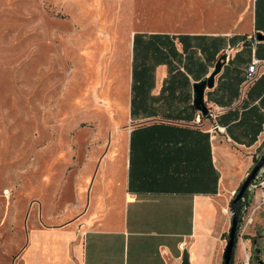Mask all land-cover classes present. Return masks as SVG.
Wrapping results in <instances>:
<instances>
[{
  "label": "crops",
  "instance_id": "crops-1",
  "mask_svg": "<svg viewBox=\"0 0 264 264\" xmlns=\"http://www.w3.org/2000/svg\"><path fill=\"white\" fill-rule=\"evenodd\" d=\"M248 21L246 31L134 32L122 103L128 127L117 133L114 159H102L73 192L62 180L37 208L10 217L0 228V264H180L184 252L189 264H222L231 192L264 151V39L256 38L264 0H252ZM223 54L203 96L207 109L221 108L214 122L196 108L194 84ZM253 59L258 75L242 89Z\"/></svg>",
  "mask_w": 264,
  "mask_h": 264
},
{
  "label": "rangeland",
  "instance_id": "rangeland-1",
  "mask_svg": "<svg viewBox=\"0 0 264 264\" xmlns=\"http://www.w3.org/2000/svg\"><path fill=\"white\" fill-rule=\"evenodd\" d=\"M251 3L0 0V228L30 205L37 208L62 180L71 193L102 159H114L117 133L128 127L122 103L134 32L246 31ZM253 194V220L242 242L250 247V264H264V203ZM241 230L234 248L243 257Z\"/></svg>",
  "mask_w": 264,
  "mask_h": 264
},
{
  "label": "water",
  "instance_id": "water-1",
  "mask_svg": "<svg viewBox=\"0 0 264 264\" xmlns=\"http://www.w3.org/2000/svg\"><path fill=\"white\" fill-rule=\"evenodd\" d=\"M256 38L258 40L264 39V34L257 33ZM225 54L221 55L215 66L212 73L205 79L199 81L198 83L194 84V104L198 110L201 111L202 114H207L208 109L205 105V102L203 100L204 96V89L206 87L210 88L213 86L214 83V76L218 73L220 70L223 62L225 61ZM264 167V151L262 152L260 158H257V162L253 165L249 173L247 174L246 178L243 180V182L238 187V190L236 192V195L232 199V202L230 204V211H231V224L228 231V240L225 247L224 252V258L222 264H231V256L234 250L235 242H236V233L238 230V224H239V213L237 208V203L242 199L245 192L247 191L250 183L252 180L257 176V174L260 172V170ZM180 264H189L188 262V256L186 252L182 255V260Z\"/></svg>",
  "mask_w": 264,
  "mask_h": 264
},
{
  "label": "built area",
  "instance_id": "built-area-1",
  "mask_svg": "<svg viewBox=\"0 0 264 264\" xmlns=\"http://www.w3.org/2000/svg\"><path fill=\"white\" fill-rule=\"evenodd\" d=\"M259 63H260L259 59H253V61L247 67L245 78L242 83V89H245V87L248 86L250 83H252L257 77ZM220 110H221L220 107L210 108L208 109V112H207L208 116L215 122L216 117L218 113L220 112ZM236 192H237V189L232 190L230 199H232L236 195ZM4 194L5 195L9 194V190H5ZM252 194L254 198H257L259 201H262V203H264V167L260 170L257 176L252 180L247 191L245 192L244 196L240 200V206L238 209V213H239L238 228L240 229V227L242 226V230L238 233V238H240L241 240H242V235L245 231V228L249 224H251L253 220L254 210L251 211L249 208ZM257 207L259 206H255L254 208L256 209ZM228 212L229 214H231L230 209L228 210ZM243 248H244V257L243 259L238 261L237 264H250L251 254L245 246Z\"/></svg>",
  "mask_w": 264,
  "mask_h": 264
},
{
  "label": "trees",
  "instance_id": "trees-1",
  "mask_svg": "<svg viewBox=\"0 0 264 264\" xmlns=\"http://www.w3.org/2000/svg\"><path fill=\"white\" fill-rule=\"evenodd\" d=\"M254 162H255V163L257 162V158L254 159ZM237 190H238V188H237ZM233 198H234V197H233ZM233 198H232V199H233ZM232 199L230 200V204H231V202H232ZM239 206H240V201L237 203V208H238V209H239ZM226 239L228 240V233L226 234ZM235 244H236V242H235ZM231 258H232V260H231V264H233V253H232Z\"/></svg>",
  "mask_w": 264,
  "mask_h": 264
},
{
  "label": "flooded vegetation",
  "instance_id": "flooded-vegetation-1",
  "mask_svg": "<svg viewBox=\"0 0 264 264\" xmlns=\"http://www.w3.org/2000/svg\"><path fill=\"white\" fill-rule=\"evenodd\" d=\"M255 259H256L257 261H259V262L261 261L260 258H255ZM261 264H263L262 261H261Z\"/></svg>",
  "mask_w": 264,
  "mask_h": 264
}]
</instances>
